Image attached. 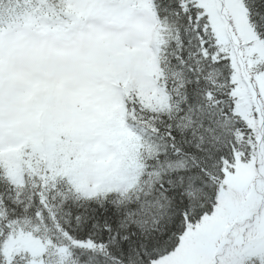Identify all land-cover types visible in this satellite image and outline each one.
<instances>
[{
	"label": "snow or ice",
	"instance_id": "snow-or-ice-1",
	"mask_svg": "<svg viewBox=\"0 0 264 264\" xmlns=\"http://www.w3.org/2000/svg\"><path fill=\"white\" fill-rule=\"evenodd\" d=\"M0 264H264V0H0Z\"/></svg>",
	"mask_w": 264,
	"mask_h": 264
}]
</instances>
